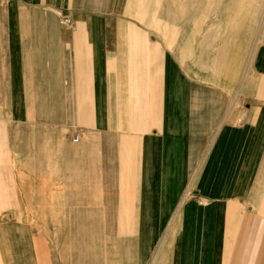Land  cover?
Returning <instances> with one entry per match:
<instances>
[{"label": "crops", "instance_id": "0c3cea01", "mask_svg": "<svg viewBox=\"0 0 264 264\" xmlns=\"http://www.w3.org/2000/svg\"><path fill=\"white\" fill-rule=\"evenodd\" d=\"M153 1L0 0V264H264V16Z\"/></svg>", "mask_w": 264, "mask_h": 264}, {"label": "rangeland", "instance_id": "374dc122", "mask_svg": "<svg viewBox=\"0 0 264 264\" xmlns=\"http://www.w3.org/2000/svg\"><path fill=\"white\" fill-rule=\"evenodd\" d=\"M241 1L242 2L244 1L250 5L249 7L247 4H245V9L244 8L242 9L243 13H245L244 11L247 10L246 12L251 18L252 16L253 17L254 16L255 17L264 16V0H241ZM169 2L170 1H168V4ZM183 2L181 4H187L186 2L184 3ZM149 3H148V6H149ZM154 3H157V1L154 0L153 4L150 3V5H152L153 7ZM172 3L175 4L174 1ZM176 4L178 5L180 4V2H176ZM241 16H242V13H241ZM153 17L154 16H152V19ZM253 21L254 20H252V22ZM251 28H252V25L251 27L248 28V33L251 31ZM57 212L58 211H42V210L36 211L35 213H38V218H36V215L34 218H32L31 211L26 210L24 211V219H23L24 223L19 228L20 230H22V232L27 234L28 237H30L35 231H38V234L44 237H46L47 234H51V235H55L56 239H61V235L63 233V227L61 225H55V220L53 218L52 219L46 218L47 213H50L51 215H53L54 213H57ZM47 222H50V225H47L46 224ZM71 229H72V233L78 234V226H73L71 227ZM89 229H92V227H88V231ZM106 229L109 231L110 226H107ZM104 231H105V228H104ZM58 244H61V241L56 240L55 245H58ZM56 248L58 247L56 246Z\"/></svg>", "mask_w": 264, "mask_h": 264}, {"label": "bare ground", "instance_id": "6f19581e", "mask_svg": "<svg viewBox=\"0 0 264 264\" xmlns=\"http://www.w3.org/2000/svg\"><path fill=\"white\" fill-rule=\"evenodd\" d=\"M161 2H162V1H161ZM183 3H184V2H183ZM189 3H190V2H189ZM189 3H187V4H189ZM172 4H174V3H172ZM180 4H181V3H180ZM170 5H171V3H170ZM175 5H177L176 2H175ZM182 5H183V4H182ZM247 5L250 7L249 4H247ZM180 6H181V5H180ZM183 6H184V5H183ZM189 6H190V5H189ZM159 7L162 8L161 5H159ZM191 7H192V4H191ZM173 8H174V7H173ZM181 8H183V7H181ZM159 9H160V8H159ZM159 9H158V10H159ZM179 9H180V7H179ZM189 9H192V8H189ZM173 10H174V9H173ZM175 10H176V8H175ZM187 10H188V9H187ZM165 11H166V10H165ZM165 11H164V9H163V13H164ZM246 11H247V10H245L244 12H245V16L248 17V18H247V22H248V25H247V26H248V28H249V27H251V25L253 24V22L250 21V20H251V17L247 14ZM168 12H169V11H168ZM180 12H181V11H180ZM156 13H157V12H156ZM169 13H170V12H169ZM177 13H178V12H177ZM202 14H203V13H202ZM204 14H206V13H204ZM204 14H203V15H204ZM254 14H255V13H254ZM155 15H156V14H155ZM163 16H164V15H163ZM242 16H244V15L242 14ZM245 16H244V17H245ZM165 17H166V16H165ZM179 17H180V16H179ZM176 18H177V17H176ZM252 18H253V16H252ZM166 21H167V20H166ZM192 21H193V20H192ZM154 22H155V17H153V19H152V24H154ZM194 23H195V22H194ZM167 24H168V23H167ZM175 26H176V25H175ZM177 26H178V25H177ZM181 27H182V26H181ZM245 28H246V27H245ZM169 29H170V28H169ZM169 29H168V30H169ZM171 29H172V28H171ZM172 31H173V30H172Z\"/></svg>", "mask_w": 264, "mask_h": 264}, {"label": "built area", "instance_id": "2783aa9c", "mask_svg": "<svg viewBox=\"0 0 264 264\" xmlns=\"http://www.w3.org/2000/svg\"><path fill=\"white\" fill-rule=\"evenodd\" d=\"M62 24H65V25H66V24H69V20H67V19H63V20H62Z\"/></svg>", "mask_w": 264, "mask_h": 264}]
</instances>
